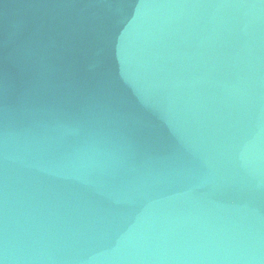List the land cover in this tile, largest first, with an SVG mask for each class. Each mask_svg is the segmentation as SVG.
Masks as SVG:
<instances>
[{
    "label": "water",
    "instance_id": "1",
    "mask_svg": "<svg viewBox=\"0 0 264 264\" xmlns=\"http://www.w3.org/2000/svg\"><path fill=\"white\" fill-rule=\"evenodd\" d=\"M0 264H264V0H0Z\"/></svg>",
    "mask_w": 264,
    "mask_h": 264
}]
</instances>
